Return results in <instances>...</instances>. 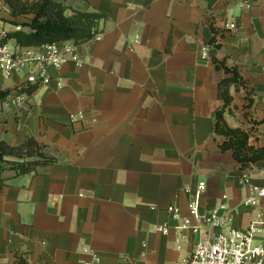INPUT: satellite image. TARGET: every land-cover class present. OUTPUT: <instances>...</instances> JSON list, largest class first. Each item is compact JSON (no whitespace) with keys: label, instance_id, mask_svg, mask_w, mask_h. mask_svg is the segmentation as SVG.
I'll list each match as a JSON object with an SVG mask.
<instances>
[{"label":"crops","instance_id":"obj_1","mask_svg":"<svg viewBox=\"0 0 264 264\" xmlns=\"http://www.w3.org/2000/svg\"><path fill=\"white\" fill-rule=\"evenodd\" d=\"M61 1L107 17L97 39L76 45L79 62L50 67L48 84L23 103L3 105L0 139L18 145L35 137L58 164L37 174L2 173L10 179L0 190V264H12L16 253L31 264H78L93 254L100 264L185 260L196 236L177 229L182 220L168 207L189 216L200 182L204 213L224 203L240 229L264 215V198L243 204L251 185L264 187V159L240 169L215 133L225 72L214 61L239 65L251 80L250 113L243 110L246 89L233 87L238 108L226 119L231 127L254 126L251 143H263L264 0ZM0 17L13 32L32 16L16 18L0 0ZM208 17L223 33L219 48L209 43ZM24 80L16 73L0 87ZM78 113L84 119L72 123Z\"/></svg>","mask_w":264,"mask_h":264},{"label":"trees","instance_id":"obj_2","mask_svg":"<svg viewBox=\"0 0 264 264\" xmlns=\"http://www.w3.org/2000/svg\"><path fill=\"white\" fill-rule=\"evenodd\" d=\"M9 6L11 15H31L29 22L22 23L23 28L9 32L6 40L23 46H41L57 41H73L80 45L93 40L101 33L100 22L107 15L99 10L80 11L61 0H4ZM213 37L210 44L214 47H221L223 33L215 27V19L207 18ZM17 24L16 21L12 22ZM218 68H222L225 76L218 83V95L223 104L217 111L215 133L224 137L220 144L221 151L231 150L240 169H251L253 164L264 159V142L251 143L253 127L245 129L242 127H231L226 119L227 114H233L238 106L234 102L231 89H246L243 110L245 115L254 104V89L249 78H245L239 65L228 66L226 60L214 59ZM41 86V82L34 79H27L17 84L13 89L18 93L26 95L29 99ZM12 88L0 87V113L3 105L12 94ZM252 124H254V121ZM58 164V159L48 150V144L40 142L35 137H26L23 143L13 145L0 139V190L6 184V178L2 176L5 170L14 172V176L37 174L39 168ZM12 264H31L24 254L16 253Z\"/></svg>","mask_w":264,"mask_h":264},{"label":"built area","instance_id":"obj_3","mask_svg":"<svg viewBox=\"0 0 264 264\" xmlns=\"http://www.w3.org/2000/svg\"><path fill=\"white\" fill-rule=\"evenodd\" d=\"M235 26L228 25L229 28ZM8 33L0 17V80L11 79L16 73L21 72L24 78L48 84L52 79L50 67L60 69L68 60L76 62L80 60L73 41L23 47L7 41ZM98 37L99 35L94 39ZM25 99L26 95L11 94L5 103L18 104L23 103ZM84 117V113H78L71 114L69 119L73 123ZM205 191L206 183L200 182L195 197L190 202L187 217L182 218L179 206L172 204L168 207V212L174 219L182 220L177 229L190 231L196 236L191 256L175 264H264V242L258 241L259 237H264V215L258 213L247 229L237 228L233 225L232 210L226 204L223 203L207 213L201 210L200 200ZM262 198L264 187L251 185L250 195L243 204L248 207L256 206ZM157 230L163 234L170 232L168 226H158ZM215 230H218V233H214ZM100 261V257L93 254L90 260L78 264H100Z\"/></svg>","mask_w":264,"mask_h":264},{"label":"rangeland","instance_id":"obj_4","mask_svg":"<svg viewBox=\"0 0 264 264\" xmlns=\"http://www.w3.org/2000/svg\"><path fill=\"white\" fill-rule=\"evenodd\" d=\"M253 120V119H252ZM254 122H257V121H255V120H253ZM252 122V121H251ZM257 124H258V122H257ZM255 125H256V123H255ZM253 128H254V126H252Z\"/></svg>","mask_w":264,"mask_h":264}]
</instances>
